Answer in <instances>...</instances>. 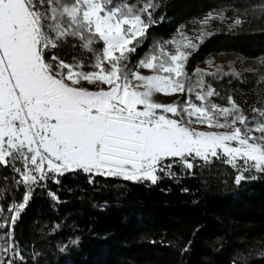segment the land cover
<instances>
[{
  "label": "snow or ice",
  "instance_id": "obj_1",
  "mask_svg": "<svg viewBox=\"0 0 264 264\" xmlns=\"http://www.w3.org/2000/svg\"><path fill=\"white\" fill-rule=\"evenodd\" d=\"M161 6V0H0V168L11 171L15 191L24 189L20 201L0 204V264H27L17 222L36 189L59 184L67 173L155 185L175 177L177 165L190 172L220 161L235 171L236 185L264 175V99L246 114L230 91L207 79L239 73L188 68L214 25L231 20L232 31L249 9L194 18L193 28L180 25L133 61L150 28L164 20ZM252 10L264 18V2ZM157 95L176 99L160 102Z\"/></svg>",
  "mask_w": 264,
  "mask_h": 264
},
{
  "label": "trees",
  "instance_id": "obj_2",
  "mask_svg": "<svg viewBox=\"0 0 264 264\" xmlns=\"http://www.w3.org/2000/svg\"><path fill=\"white\" fill-rule=\"evenodd\" d=\"M262 2L161 0L157 15L164 20L150 28L148 42L132 59L157 37H172L182 24L191 29L194 18L224 8L228 16L233 9H249L246 22L207 38L188 68L221 52L259 60L264 57V18L252 8ZM259 74L225 78L231 81L229 89L242 91L251 105L264 88L257 83ZM173 171L175 177L164 176L155 185L82 172L65 174L59 184L48 181L46 188L36 189L15 228L27 264H264V175L236 185L235 171L220 161L190 172L177 165ZM11 176L0 168V204L5 207L20 201L24 191L12 188ZM185 245L188 251L182 252ZM34 252L39 253L35 258Z\"/></svg>",
  "mask_w": 264,
  "mask_h": 264
},
{
  "label": "rangeland",
  "instance_id": "obj_3",
  "mask_svg": "<svg viewBox=\"0 0 264 264\" xmlns=\"http://www.w3.org/2000/svg\"><path fill=\"white\" fill-rule=\"evenodd\" d=\"M231 22H232L231 20H228L226 24H216V25H214L213 29H210V31H214V34H215L216 32L221 31L222 29H228V25L231 24ZM191 34L192 33L189 32V35H191ZM166 39H168V38L162 36V37H157L155 40H166ZM97 47H99V45H97ZM60 55L64 56L65 53L63 51H61ZM66 58L70 59V55L67 56ZM261 59H264V57ZM259 60L248 59L244 56H241V55L235 54V53L221 52V53H216V54L214 53V54L210 55L207 58V60L203 64L200 65L199 68L205 69L208 71H214L215 68L222 67L224 72L239 73L240 79H246L248 77V73L251 74V73L259 72L260 74L258 75V78H257L259 80L260 76L264 75V66H262L259 63ZM208 61L213 62V68H211V69L208 68V63H207ZM225 77H226V75L224 76L223 80H221V81H216V80L211 79V78L208 80L211 81L213 83V85L216 86L218 89H220L222 92L225 90L230 91L231 94L233 95L234 99L237 101V103L239 105H241V107H243L246 110V114H250V111H251L250 106L251 105L256 104V102L258 100L264 99V88H262L261 91L258 90L256 92V95H257L256 97L253 96V95H255V93H251L250 96H253L254 100H253V103L251 105H248L247 104L248 96L241 95L242 91L241 92L240 91H236V92L233 91L232 92L229 89L231 86L229 83V80H228L229 78L226 79ZM156 99L160 102H171V100L176 99V97L168 98V97H164L163 95H157Z\"/></svg>",
  "mask_w": 264,
  "mask_h": 264
}]
</instances>
